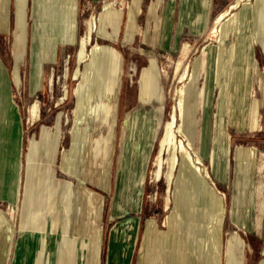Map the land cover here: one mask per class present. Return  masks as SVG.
I'll use <instances>...</instances> for the list:
<instances>
[{"label":"rangeland","instance_id":"1","mask_svg":"<svg viewBox=\"0 0 264 264\" xmlns=\"http://www.w3.org/2000/svg\"><path fill=\"white\" fill-rule=\"evenodd\" d=\"M236 2L209 0L205 9L198 0L0 2V26L9 22L8 32H0V63L7 70L12 106L21 124L23 179L29 173V157L40 176V184L38 180L35 183L34 210L21 226V209L15 216L10 215L11 209L13 211L10 202H0V211L14 225V235L17 230L39 231L57 233L61 238L60 226H65L67 218L72 217L74 225L78 224L80 215L73 212L76 195L79 191L87 192L88 188L105 203L103 264L111 230L125 222L136 223L139 237L131 264H167L173 255L176 258L174 264H178L179 256L182 263V252L190 244L196 250L193 254L197 262L206 264V226L211 212L208 202L196 198V181L189 174L183 185L191 197L190 201L186 200L190 216L181 213L180 224L172 226L168 218L171 221L177 210L173 195L175 187L167 183V166L163 169L159 166V143L171 124L172 112L175 113V93L182 86L179 78L186 68H190L188 76L192 79L197 59L206 49V66L202 72L196 73L188 94L193 106L196 102L194 92L202 91L201 106L189 109L185 125L191 120L196 122V150L203 163L200 167L210 174L209 186L225 197L223 264H264V189L261 193V184L264 187V169L261 170L264 155V0H246L247 7L242 3L231 10L216 28L217 19ZM106 5L110 6L112 13L121 15L117 35L107 17L103 24L100 23ZM93 19L94 24L98 21V29L88 47L90 55L97 46L100 50H115L120 59L114 79H110L107 66L98 73L100 84L108 80L106 84L111 97L105 101L86 97L90 78L85 75L86 64L78 66L79 48ZM104 30L113 38L105 39L99 34ZM213 31H217L215 37ZM39 53L46 65H40ZM92 57L89 56L88 60ZM79 69L80 80L76 77ZM14 73L21 82L20 87L15 85ZM146 74L154 78L155 97L152 101L145 100L142 95V81ZM2 107L0 188L11 187V172L18 153L13 143L17 136L16 117L8 124L9 130L7 124L6 128L3 127ZM81 111L85 115L78 121L76 130L87 129L89 141L84 147L78 145L72 152V129ZM58 125L56 154L50 153L51 158L34 154L30 150L31 142L39 143L41 152L45 150L49 154L51 144L42 142V129L56 134ZM188 128L189 125L187 134ZM174 130L177 133L178 129ZM7 131L11 133L9 137ZM178 136L187 144L185 137ZM228 144L229 156L226 153ZM5 151L10 153L5 156ZM64 152L69 153V163L74 164L80 173L86 172L85 178L71 176L61 169ZM213 153L215 164L212 162ZM44 168L52 170L51 185L44 176ZM54 181L59 184L56 186ZM238 182L246 183V194L242 198L236 194L241 189L237 187ZM77 184L82 186L78 185L74 191ZM68 191L69 197L65 199ZM92 193H88L92 205L90 216L97 222L103 203L96 205ZM12 197L13 189L11 200ZM53 215L61 224L52 230L42 228L40 218L51 220ZM95 224L91 225L93 230ZM178 230L184 235L183 251L182 236L181 240L176 236L172 239L174 248L165 242L169 235H179ZM128 231V228L122 230V239L130 237ZM99 232L97 230L94 237L99 236ZM153 233H156L154 248ZM162 234L164 243L160 248ZM84 244L81 245L83 251ZM177 246L179 256L176 255ZM60 252L67 256L62 257L60 264H77L76 239L69 238L66 233Z\"/></svg>","mask_w":264,"mask_h":264},{"label":"bare ground","instance_id":"2","mask_svg":"<svg viewBox=\"0 0 264 264\" xmlns=\"http://www.w3.org/2000/svg\"><path fill=\"white\" fill-rule=\"evenodd\" d=\"M198 1L202 3L203 9H205V7L208 8L209 0H198ZM0 2L5 3V0H0ZM242 3L245 4V7L248 6V3L246 2V0H237V2L235 4H233L231 6V8H229V10H227L225 13H223L217 19V21L215 23L216 28H218V26L221 24V22L224 20V18L228 14L229 15L231 14L230 13L231 10L237 9ZM109 8H110V6L106 5V7H105L106 13H104L102 15V18L100 19V23L103 24L105 18L107 17V19L109 21V25L112 26V28L114 29V34L117 35V33L119 31L118 25L120 24V21H121V15L112 13L109 10ZM132 13H133V11H132ZM131 16H132V14H131ZM95 25H96V27H95ZM97 29H98V21L96 20V22L94 24V19H93L88 25V32H87L86 38H83V40L81 42V46L79 48L80 50L78 53V66L81 67L82 65L86 64L85 75L88 78H90V80L87 79L91 83L89 84V86L87 88L86 97L90 98V99L91 98L92 99L93 98H99V99H102L103 101H105L107 98L111 97L108 94V89H107V84H106V83H108V80L103 81V83L100 84V81L98 80V77H97L98 73H99L101 68H103L104 66H107V68H109L110 74H111L110 79H114V76L117 75V72H118V69L120 66V59H119L118 54L116 53L115 50L109 49V48L100 50V48L97 46H95V47L93 46L94 48L91 51L92 54L90 55V51L88 50V47L91 46V42L93 40V34L95 33V30H97ZM21 30H22V28H21ZM260 31H262V30H260ZM23 32H25L24 29H23ZM216 32L217 31H213V33H212L213 37H215ZM99 34H101L103 37H105V39L106 38H113V36L110 35L109 33H107L106 30H104L103 33L99 32ZM210 36H211V34H210ZM18 49H19V47H18ZM205 51H206V49H205ZM205 51H204V54L197 59V62H196L195 67H194L195 71H194L192 79H191V77L188 76V74L190 73V68H186L185 72L179 78L180 84L182 86L179 89H177L176 93H175V113L172 112L171 124L166 128V132H165L163 138L160 140V143H159L160 149H161V157H160L159 166H160V169H163L165 166H167V183L170 186L172 185L175 187L173 195L175 198L177 210L175 211L171 221L168 218V222L171 223L172 226H174L176 224L178 225V223L180 221L179 216H181L180 215L181 213L186 215V216H190V214L187 212L188 202L186 200L189 199V201H190L191 197H190V195L187 194L188 190H185V186L183 184L185 181V177H187L189 174L191 177L193 176L195 178L194 181H196L197 187L194 190V194L198 195V196H196L197 199L199 198L198 200L202 199L203 202H205V201L208 202V208L211 211L209 214L207 226H206L208 229V234L206 236L207 237V244H208V251H207L206 257H205L206 264H223V261H224V245H223L222 239H223V226H224V222H225V215L227 212L226 206H225V197L219 196L209 186L207 179L210 178V174L208 171H207V173H206V171H202V168L200 167L203 163H202L200 156L198 155V151L196 150V145L198 142L197 129H195L196 122L194 120L189 121V124H188L189 125V128H188L189 129V132H188L189 136L187 134L188 125H185L188 121V120H186V114H188L189 109L190 108H199L201 106V100H202V95H203L202 91L196 90L194 92L196 102H195V104H193V106L191 104L192 102H190L188 99V94L191 93L190 88H192V84H193L194 79L196 77V73L202 72L206 66ZM25 52H26V50L24 48L21 56L24 57ZM89 56H93V57L90 60H88ZM79 73H81L80 69L78 70V73L76 76L77 78L79 77ZM0 77H2V79H3L2 81L0 80V109L3 105L4 106V107H2V109L4 111V113H3L4 114L3 124L5 123L3 125V127H5L6 124H7L6 127H8V124L11 123V119L18 116V113H17L16 109L12 106L11 98H9L8 93H7L8 81L6 80V78H4V76L2 75L1 72H0ZM13 77H14L15 85L20 87L21 82L19 81V79L15 73H14ZM78 80H80V78H78ZM113 86L115 87V85H113ZM153 88H154V78L152 77V75L146 74L145 77L143 78V81H142V93H143L142 95H143V98L145 100H150V101L153 100V98L155 97L153 94ZM112 96H113V94H112ZM32 112H36V109H32ZM84 115H85V113H82V111L79 112V115H77L76 120L74 122L75 125H74V128L72 129V136H73L72 137V145H71L72 152H74L76 150L78 145H82L84 147V145L87 144L89 141V133H88L87 129L82 130V132H77V130H76V126H77L78 121ZM14 120H15V123L17 124V129L15 128V133L17 136H16V138H14L13 143H14V145H16L18 153H17L16 162L13 165V171L11 172V175H12L11 188L13 189V197H12V200L10 201V208H13V211L11 209L10 215L15 216L19 211V202H20V198H21V191H22V185H23V172H24L25 168H24L23 162L21 161V154H20L21 153V143H22V136H21V133L19 132V127L21 125L20 119L16 117V119H14ZM9 128L10 127H8V130H9ZM175 128L178 129L177 133L174 132ZM59 129L60 128L58 125V128H56V130H57L56 134H52L51 132H49L48 130H46L44 128L42 129V142L44 141V143L51 144L49 154H46L45 150H44V153L41 152L42 149H40L39 143H35V142L30 143V150L36 155L45 156L46 158H49V157L51 158L52 156L50 155V153L56 154V152H57V148H58L57 146H58V142H59ZM7 134H8L7 136L9 137L11 135L10 131H7ZM178 134H181L183 137H185L187 139V144L183 140V138L182 139L179 138ZM13 151H15V150H13ZM8 153H10V152L5 151V153H4L5 156H7ZM167 153H169L168 158H166ZM226 153H227V156H229V153H230L229 144L226 147ZM68 155H69V153H67V152L63 153V160L61 163V169L71 176H75L77 178L78 177H84L85 178L86 172L80 173L76 169V166H74V164L69 163L68 157H67ZM212 158H213L212 162H213V164H215V154L214 153H213ZM54 160H55V157L53 158L52 163L54 162ZM33 166L34 165H33L32 158L29 157L28 165H27V171L29 173H30V171H32ZM176 171H179V174H176L177 173ZM51 180H52V178L50 177V173L48 172L47 173V181L50 183V185H51ZM69 194H70V191H68V194H67L65 199H68ZM185 207H186V209H185ZM85 211H89L88 214H89V216L91 215L92 205H91V201H90V196L85 191H79L76 195V202H75L73 212H74V215L79 214L81 217ZM113 235H114V237L117 236L118 240H120V238L122 240V231L120 230V228H117L113 232ZM9 236H10V241H12V238H14V236H15L14 235V227L12 229H9ZM96 237L98 238V234L96 235ZM96 237H94V238H96ZM94 241H95V243L91 242L89 245L87 242H85L84 251H85V249H88V246H89V248H90V254L89 255L91 256V260L89 262L91 264H99V259H98V257H99V241H98V239H95ZM12 243H14V242H11V245H12ZM155 243H156V233H153V236H152V247L153 248L155 247ZM163 243H164V235L162 234L161 235V241H160V248L163 247ZM179 252H180L179 247L177 246V249H176V255L177 256H179Z\"/></svg>","mask_w":264,"mask_h":264},{"label":"crops","instance_id":"3","mask_svg":"<svg viewBox=\"0 0 264 264\" xmlns=\"http://www.w3.org/2000/svg\"><path fill=\"white\" fill-rule=\"evenodd\" d=\"M7 1V4L9 0ZM64 1H70V0H64ZM77 1V0H76ZM4 27L0 26V32H8L9 29V22H5ZM184 27V26H183ZM52 56V55H51ZM57 57V54H56ZM40 65L43 64L46 65V61L41 59V55L39 53V59ZM0 72L6 78L7 80V70L4 67L2 63H0ZM7 93L9 98L10 97V88L8 85ZM245 152V151H244ZM237 154V152H236ZM240 156V154H238ZM1 158V157H0ZM3 160V159H0ZM43 161L42 159H40ZM239 160H241V157H239ZM1 162V161H0ZM34 165V161H33ZM34 167V166H33ZM44 176L47 179V173H52V170L49 168H44ZM264 169V155L262 157V163H261V170ZM53 174V173H52ZM40 178L37 171L32 169L30 173L26 174L25 179H23V186H22V194L19 202V208L22 212V219H20V226L23 222H26V217L29 215L30 212H33L34 210V195L37 193V187L35 185L36 180ZM56 180V177L53 178V180ZM39 181V180H38ZM61 182V181H60ZM66 182V181H65ZM40 184V181L38 182ZM56 183V186L59 184L57 181H54ZM71 183V182H70ZM72 185V183L70 184ZM77 184L75 189L78 187ZM82 186V185H80ZM85 187V186H84ZM241 188L236 193L240 198H242L246 193L244 192L246 183L238 182V186ZM86 188V187H85ZM44 189V188H43ZM264 187L261 184V193L263 191ZM87 193H92L91 191L86 188ZM11 194L12 189L10 186L1 187L0 188V202L3 203H9L11 200ZM94 196V194L92 193ZM96 198V205L99 203H103L102 206V212L100 219L96 222L94 221V218L92 216H89L88 212L85 211L82 216L79 219L78 224L76 223L74 225L72 217L67 218L65 226H62L61 223H59V219L54 217L53 219L49 220H43L40 218V224L42 225V228L45 226L48 230H52L54 226H59L61 224L62 229V237L59 238V234L47 232L45 234L40 233L39 231H27V232H18L15 234L14 238H12V241H10L9 236V229H12L14 225L12 224L11 220L7 217V215L0 211V264H60L63 260L62 257L63 254H61V243L64 238V233L67 234V236L71 239H76V246H77V258L76 262L77 264H90L89 262V254H90V248L88 246V249L81 248V245L83 242H87L88 245L94 241L95 239H98L99 241V264H103V225H104V219H103V212L105 208V203L103 200ZM57 204V202H56ZM259 205L260 201H259ZM58 206V204H57ZM60 204V208H61ZM58 208V207H57ZM62 209V208H61ZM59 210V209H58ZM94 221L95 224V230L92 229L91 225ZM132 223V222H131ZM69 224V225H68ZM120 228V230H125L126 228L129 229L128 233L129 236L127 239L118 240L117 236L114 237L113 232ZM137 225L133 222V224H130L128 222L121 223L116 225L110 232L108 237V244H107V251H106V260L105 264H131L132 259L134 256V253L138 247L139 237L138 233H136ZM171 229V228H170ZM174 230V228H172ZM99 230V236L98 238H94L95 232ZM179 231V230H178ZM180 234H174L169 235V237L165 240L166 244L170 246L171 248H174L175 244H172V239L176 236L181 240L182 236V244L184 249V242H183V233L182 231H179ZM88 238V239H87ZM11 242L12 243L11 245ZM12 250V251H11ZM195 248L193 249L191 244L189 245L188 249L186 247V251L182 252V263H180V256L178 257V264H199L197 262L196 258L194 257L195 254ZM11 252V253H10ZM180 255V254H179ZM67 257V256H66ZM64 257V258H66ZM72 258L73 254L71 255ZM71 258V259H72ZM169 262L167 264H174V261L176 260L175 256L173 255L171 258H169ZM190 260V261H189ZM192 261V262H191ZM188 262V263H187ZM203 264V263H202Z\"/></svg>","mask_w":264,"mask_h":264}]
</instances>
